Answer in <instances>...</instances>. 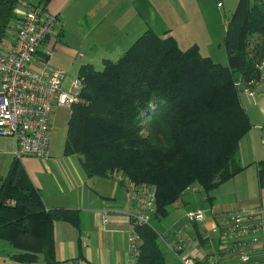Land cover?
Here are the masks:
<instances>
[{
  "label": "trees",
  "instance_id": "trees-1",
  "mask_svg": "<svg viewBox=\"0 0 264 264\" xmlns=\"http://www.w3.org/2000/svg\"><path fill=\"white\" fill-rule=\"evenodd\" d=\"M22 1L0 0V49L8 32L18 29ZM38 1L46 9L51 0ZM224 44L227 65L197 45L183 50L172 35L150 28L117 61L105 60L103 69L82 65L83 100L71 106L65 154L80 155L88 176L120 173L135 186H154L158 219L190 187L210 193L234 177L243 169L240 141L252 126L237 82L247 85L262 75L264 0H239ZM259 176L263 182L264 161ZM0 180V239L12 244L17 261L54 263V223L79 227V211L48 209L20 159ZM135 230L139 264H165L154 228Z\"/></svg>",
  "mask_w": 264,
  "mask_h": 264
},
{
  "label": "crops",
  "instance_id": "crops-1",
  "mask_svg": "<svg viewBox=\"0 0 264 264\" xmlns=\"http://www.w3.org/2000/svg\"><path fill=\"white\" fill-rule=\"evenodd\" d=\"M238 2L51 0L46 10L57 16V26L39 48L33 68L37 73L64 69L68 85L79 75L82 65L91 64L99 70V66L104 67L105 60H118L150 28L161 36L172 35L183 50L198 45L205 55L202 50L218 28L215 21L228 20V13L235 11ZM20 9L17 8V14L21 19L25 9ZM7 35L4 48L13 45L16 31L10 30ZM251 90L254 96L246 92L241 94L252 125L240 141L239 158L243 169L210 193L197 185L190 187L181 202L169 206L167 217L158 219L152 215L150 218V222L153 219L152 222L168 234H176L187 254H196L202 264L210 261L231 264L232 260H237L219 251L220 235L217 233L224 229L228 214L248 211L254 214L253 219L264 222V181L261 182L259 176L260 162L264 161V143L259 129L264 126V83L252 86ZM70 116L71 108L57 107L53 111L48 157L19 158L33 184L42 192L48 209L79 211V227L66 221L54 223L55 262L52 264H129L128 238L135 231V216L139 213L137 202L132 198L135 187L120 173L88 176L80 155L65 154ZM7 140L13 148L6 147ZM0 149V177H3L15 158V140L0 137ZM1 184L0 180V187ZM103 210L107 211V222L103 221ZM193 210H202L204 219L189 220L186 212ZM14 253L12 246L0 255V261L4 264H51L43 258L23 263L13 258ZM256 258L261 260V254Z\"/></svg>",
  "mask_w": 264,
  "mask_h": 264
},
{
  "label": "built area",
  "instance_id": "built-area-1",
  "mask_svg": "<svg viewBox=\"0 0 264 264\" xmlns=\"http://www.w3.org/2000/svg\"><path fill=\"white\" fill-rule=\"evenodd\" d=\"M24 12L15 40L11 47L0 49V137H12L15 140L14 157L24 156L46 158L52 138V115L57 107L71 108L82 101L85 80L76 76L66 85V71L54 69L37 73L33 63L36 54L45 40L54 33L57 16L49 13L41 5L22 1ZM221 5V3L219 4ZM262 70L259 80H251L246 87L238 81L241 94L246 92L254 96L251 87L264 83V60L258 65ZM264 143V126H259ZM132 198L137 202L139 213L135 216L136 225L149 224L155 212V188L152 185H134ZM14 203L13 201H8ZM103 221L107 222V211H102ZM191 221L202 220L205 213L188 211ZM254 214L241 211L228 214L225 227L220 230L219 251L224 256L236 257L241 264H264V222L255 220ZM131 261L139 264L137 255L141 244L138 233L129 234ZM186 251L182 243L175 248ZM188 253V252H187ZM183 254L184 264H197L196 254ZM261 254V260L257 254ZM209 264H216L210 261Z\"/></svg>",
  "mask_w": 264,
  "mask_h": 264
},
{
  "label": "rangeland",
  "instance_id": "rangeland-1",
  "mask_svg": "<svg viewBox=\"0 0 264 264\" xmlns=\"http://www.w3.org/2000/svg\"><path fill=\"white\" fill-rule=\"evenodd\" d=\"M25 1L31 2L35 5H38V3H39L38 0H25ZM18 7L21 8L20 11H23L24 10L23 2L18 4ZM232 11H234V10H232ZM233 13L234 12L228 13V20H221V22L215 21V25L218 24V28L214 30V36L212 37L211 42H209L205 46V49L202 50L205 55L209 56L214 61H216L222 65H227V63H228L227 53H226L225 44H224V37H225L228 22L231 19ZM7 42H8V35L5 37V39L2 43L3 48H4V46L7 45L6 44ZM115 61H117V60H115ZM99 67H100L99 70L103 69L102 65ZM58 138L59 137H57V139ZM6 143H7L6 144L7 148H10V147L13 148L10 140H7ZM193 211H195V210H193ZM197 211H199V210H196L195 212H197ZM152 221H153V219L151 220V222H149L150 223L149 225L156 229V230L155 229L154 230L158 234V244L162 250V253H163V256L165 259V264H184L183 254H186L187 251H184V252L176 251L175 248L177 247L178 241H179V238L177 237V235L176 234L170 235V233L168 234L164 228H162L161 226H159L156 223H153ZM157 230H159L160 232H158ZM162 233H163V235L160 236ZM164 233H165V235H164ZM218 234H220V233H217V235ZM11 247H12V244L9 241L0 239V255H3L4 252L9 250ZM231 262H232L231 264H241L238 262V260H232ZM0 264H4V263L2 261H0ZM197 264H202V262L198 261Z\"/></svg>",
  "mask_w": 264,
  "mask_h": 264
}]
</instances>
